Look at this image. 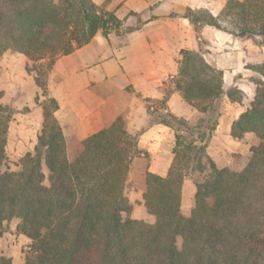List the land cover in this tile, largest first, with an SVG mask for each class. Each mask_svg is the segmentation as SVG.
Returning a JSON list of instances; mask_svg holds the SVG:
<instances>
[{
	"label": "trees",
	"instance_id": "16d2710c",
	"mask_svg": "<svg viewBox=\"0 0 264 264\" xmlns=\"http://www.w3.org/2000/svg\"><path fill=\"white\" fill-rule=\"evenodd\" d=\"M185 17L196 27L260 39L264 46V0H227L217 17L192 10ZM138 28L92 0H0V56L13 51L41 63L27 72L35 74L46 99L37 144L21 158L19 172L2 170L12 113L0 106V230L18 221L15 232L31 241L24 264H264V60L254 68L260 76L254 101L232 125L235 140L255 136L248 164L235 172L219 168L208 153L223 98H230L223 73L199 52H182L175 89L201 117L192 124L150 113L149 125L169 127L176 139L167 177L147 169L140 176L154 223L129 217L131 167L147 153L138 148L141 131L130 133L123 117L88 137L69 160L55 115L59 104L48 93L49 72L58 57L89 44L99 32L108 38ZM187 177L196 189L189 215L182 211ZM0 264L12 260L0 256Z\"/></svg>",
	"mask_w": 264,
	"mask_h": 264
},
{
	"label": "crops",
	"instance_id": "0c3cea01",
	"mask_svg": "<svg viewBox=\"0 0 264 264\" xmlns=\"http://www.w3.org/2000/svg\"><path fill=\"white\" fill-rule=\"evenodd\" d=\"M92 1L113 12L120 20L137 24L139 28L125 35L111 33L108 38L99 32L89 44L70 55L58 57L48 75V93L59 104L55 115L65 137L70 161L82 152L83 142L88 137L108 129L120 117L124 118L130 133L141 131L138 148L147 153V158L142 155L135 159L129 178L138 174L139 201L146 214L150 215L143 203L141 173L147 169L150 173L167 177L173 163L176 139L169 127L149 125L148 108L163 106L164 113L193 121L197 111L175 89L182 52H199L208 64L224 73V83L234 86L245 81L235 80V74L249 71L243 66L246 64L245 54L239 42L231 38L232 35L206 24L196 27L185 17L187 10L205 11L217 17L227 0ZM235 58L237 64L234 63ZM230 62L233 64L228 65ZM36 89L39 90L37 86ZM38 90L35 94L39 96ZM36 109L39 120L35 125L40 134L42 105ZM241 113L235 118L223 116L209 145L208 153L221 169L231 167L228 156H233L242 147L231 136L232 125ZM189 183L186 178L182 191L185 215L191 212L184 210V189ZM129 199L133 204L132 197ZM150 217L152 221L154 218ZM9 236L15 238L17 234L14 232ZM4 238L0 256L8 258L13 256V252L20 254L22 245L29 244V239L23 235H18V243ZM13 257L15 264L16 256ZM17 264H24V259L19 257Z\"/></svg>",
	"mask_w": 264,
	"mask_h": 264
},
{
	"label": "rangeland",
	"instance_id": "374dc122",
	"mask_svg": "<svg viewBox=\"0 0 264 264\" xmlns=\"http://www.w3.org/2000/svg\"><path fill=\"white\" fill-rule=\"evenodd\" d=\"M231 38L236 42H239L241 45L240 49L243 54H245L244 63H246L243 66H245V69L249 70L235 74V80H245L239 83V85H241L240 88L238 87L239 85L234 86L230 83H224L225 91L227 94H230V98L228 96H224L223 98L222 117L226 116L228 118H235L242 111H246L254 101L256 81L260 79L259 74L254 71V68L264 60V46L261 45V40L256 38H236L234 36H231ZM236 61L237 58L234 60V63L237 64ZM40 64L41 63H33L23 54L13 51H7L0 56V106L8 107L9 112L12 113L6 147L7 158L2 167L3 172H19L21 170V158L28 152H32L30 150H34V147L37 144L39 128L37 129L35 124L39 120V113H37L36 108L38 105H43L46 99L42 96V91L36 89L33 81L35 74L33 72L28 73L27 69H33V67L35 68V66L37 67ZM232 64L233 62L228 63V65ZM244 75L245 77H243ZM36 90H38L40 94L39 96L35 94ZM162 107L163 106H159V108L155 107L153 109L149 107V112L164 113ZM200 117L201 115L197 112L195 118ZM190 123L196 124L195 120ZM239 142L242 145L241 149H239L238 152L233 153V156L229 155L227 158L229 165L231 164V167L228 169L235 172L242 171L248 164L251 158L250 148L255 142V136L247 135ZM141 166H144V163H142ZM43 171L46 175L48 174L45 166H43ZM137 175V173L133 174V176L129 178L128 195L133 199V211L129 217L147 223H154L155 218L152 217L154 219H152V221L150 220V215L146 214L141 201H139L140 190L138 187L139 183ZM187 179L190 183L184 189V210L188 212L194 207L193 192L195 195L196 189L192 182V177H187ZM125 218L128 217L125 216ZM17 224L18 221L13 220L5 224L0 230V248H2L5 243L4 237L18 243L19 234L15 232ZM14 232L17 234L15 238L9 236ZM30 245V240L29 244L22 245V252H20L21 255L13 252V256H16L15 264L18 263L19 257H22L23 259L25 258V253L29 250ZM13 256L10 257V259H14Z\"/></svg>",
	"mask_w": 264,
	"mask_h": 264
}]
</instances>
